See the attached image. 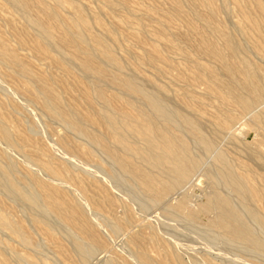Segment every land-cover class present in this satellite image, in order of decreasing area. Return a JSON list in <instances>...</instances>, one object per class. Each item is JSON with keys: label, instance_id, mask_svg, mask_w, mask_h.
<instances>
[{"label": "bare ground", "instance_id": "1", "mask_svg": "<svg viewBox=\"0 0 264 264\" xmlns=\"http://www.w3.org/2000/svg\"><path fill=\"white\" fill-rule=\"evenodd\" d=\"M6 1H8L9 5L11 4L21 11H24L29 21V26L27 27L36 30V33L31 36L32 41L27 40V42L23 39L22 42H19L20 44L17 43L19 44L18 47L21 48L23 45V48H29L32 51L33 57L44 62L48 61L47 65L50 67L54 64L56 67L62 68L64 72H67L63 74V78L60 76V79L56 77L53 78L49 73L45 75V73L41 74L36 72L32 67L33 65L25 62L15 49L9 47L8 39L5 37L0 27V65L10 70V74L8 73L6 76L18 81V83L21 84V88L24 89V92L31 97L33 96L41 104L40 106L44 108L46 113L60 121L65 127L71 129L76 134L86 138L88 142H90L88 143L90 146L91 144L92 146L94 145L93 149L95 146L99 147L98 149H101L112 162L118 166L120 172L137 185L139 187L137 188L142 190L138 191L143 192L145 194L144 196L152 203L159 204L163 200H166L165 197L168 194H172L173 191L177 193L176 189H179L181 185L190 181L196 171L198 172L197 169L202 163V158L197 155L199 153H195L194 148L195 145L201 146L207 154L214 157L215 163L218 166L217 169H219L220 179L236 193L237 199L244 205V209L240 210V207L237 208L228 195L218 192L213 195L215 196L213 198V203H207L197 208L190 207L186 197H182L181 200L176 197L180 201L175 198L178 203L175 206L170 205L172 206V210L174 209L178 213H183L190 221H195L199 213H209L215 209L216 214L210 219L211 226L215 225L220 228L222 233L234 242H239L240 244L242 243L264 252L263 236L256 233L254 226L251 225L252 223L250 222V224L247 220L249 216L253 223L260 225L264 233V212L261 213V211H258L256 206L252 204V202L258 204L261 199H264L263 174L258 173L252 166L246 163H240L239 167L241 170H238V165L236 166L230 162L225 152L219 151V149L216 150L217 148L215 149V140L218 134L225 130H230L233 121H235V113L229 110V106H235L240 111L248 113L253 111L257 103L263 105L262 102L264 101V69L257 66L254 61L247 57L248 55L245 56L242 54L245 49L244 45L223 19V14L227 13L225 0H172L175 16L184 21L189 29V34H185V40L192 45V49L198 52L201 57L208 60V62L203 63L194 59V55L189 54L190 52L184 53V57L186 60L193 63L195 78H204L206 80L207 95L216 98L220 102L222 108L221 113L223 115L221 114L222 117L216 119L211 134H207L204 131V129H206L202 127L204 123L201 124L198 122L199 120H196V117L189 114L192 113L191 111L193 110L187 113L186 111L184 112L183 110L173 107L168 102L169 98H167V94V96L165 95L163 86L157 85L156 83L153 84V87H151L152 85L148 86V80L147 82L146 80L144 81L147 83L146 85L141 82L142 80L139 81V79H141L140 76L138 79L124 72L126 65L124 66L123 62L120 60L121 57L119 58L117 56L118 54L111 46V43L108 44L107 35L105 36V40L102 36L95 35L97 32L95 34L91 33L90 20H93L96 16L90 18V15V17H88L89 14L86 10H90L86 9V6V10L84 7H73L75 13H72L75 16L61 19L58 15V11L56 12L55 8H53V2L62 4L63 6V3L68 2L67 0H52V3L48 0ZM112 1L113 0L110 1V4H113ZM255 1L260 13L259 21L250 18H247V21L251 25L253 32L259 36V41H257L255 45L257 50L264 51V38L261 36L262 33H264V4L260 0ZM32 2L37 3V5H32ZM121 4H124V2ZM59 6L61 5H58V7ZM112 6L113 5H111V7ZM35 7H37L36 10ZM115 8L114 6L113 9ZM40 13L42 16H40ZM98 19L99 18H97V20ZM98 22L107 32H112L104 25L105 23L103 24L102 21L100 22L99 20ZM94 23L96 25V22ZM94 23L92 26L96 27L97 25L95 26ZM233 24L234 26L236 25L234 22ZM27 32L23 35H27ZM111 35H113V32ZM117 35L116 33V36ZM174 37L175 35H173V38ZM28 38L30 39V37ZM113 44L115 46V43ZM184 51L185 50H183V52ZM136 59L135 61H137ZM138 60L142 61V58ZM75 67L79 69L78 71H80L81 74L76 72V69H74ZM138 70L136 69V71ZM152 81L149 82L152 84ZM73 87L77 88L79 91L78 95L72 92ZM106 87L107 89H105ZM108 89L111 90L109 91ZM65 93L69 96L66 97ZM187 97L190 98L188 95ZM178 104L179 103H177V105ZM189 104L188 102V105ZM254 121L264 127V106L262 111L260 110V112L254 114ZM97 127H101V129ZM13 129V126L8 123L3 112L0 111V143L3 146L5 145V147L7 145V147H15V149L19 148L22 150L23 146L28 144L27 137H25L26 135L24 136L23 133V135L20 134L16 137V133ZM72 142L79 153L88 157L93 155V151L90 148H84L74 143V141ZM4 149L0 146V186L2 185L5 187L13 196L15 195V197H17L15 198L16 200L20 199L22 202H25L31 208V211H29V207L24 205L25 203L23 204L26 206V208L24 207L26 211H29L28 213H33V209L39 210L38 213L40 212V214L34 211L35 213H33L32 217L31 215L29 216L32 218L31 223H33L34 228L36 227L42 230L47 240H58L57 235L61 234L53 225L54 223H50L48 220L49 218L47 217V219L44 215L43 212L47 210L53 212L55 215L53 216L55 221L53 217L51 218L54 222H56L57 217L59 221L61 220V222L63 221L70 226L72 231L74 230L75 233L77 232L76 234L68 235L69 237L67 236L68 239L72 241H69V243H72L70 252L73 251L71 253H74L76 256L74 264H89V258L91 259L94 249L106 248L107 242L92 222L90 217L91 214H89L84 203L85 201L83 202L81 198L82 196H70L67 192V195L71 198H69L68 201L62 199L63 194L62 196L58 195V186L55 182L54 184L57 187L55 188L56 191L52 189L53 186L51 187L47 184L50 182L47 181V183H45L44 181L46 180L44 179L43 181V179L38 177L37 173L36 175L32 174L30 177L23 173L27 176V178L24 176L27 181V188L21 187L22 184L19 186L20 183L18 185V181H16L18 177L15 178L19 166H17V162L9 154L8 148L7 150ZM24 152L26 153L25 149ZM30 152L32 153V151H29V153ZM29 153H26L29 159L24 153H22V155L26 157L28 161L32 160V164L36 163V166L38 164L53 173L49 163L41 162L36 156ZM252 154L264 169V152L258 150L252 152ZM73 156L75 157V155ZM249 158L251 160V157ZM259 166L258 169H260ZM63 168L64 167H62V169ZM57 179H59V177ZM53 180L55 181V179ZM60 180L61 182L63 181L61 178ZM51 184L53 185V182ZM77 190L80 189H76V191ZM80 191L81 193H78V195L86 194L85 192L82 193L84 190ZM65 193L66 190L64 194ZM107 194L105 198L112 204L114 200L107 196ZM83 197H85V195H83ZM40 199L44 200V206L40 205ZM95 205V207L98 208L101 206V204L98 203ZM103 206L104 205H102V207ZM50 212H48V214ZM50 215L52 214L50 213ZM130 217L126 216L119 222L117 221L118 224L114 231L127 227L130 223ZM28 218L29 217H27V219ZM55 224L57 225V223ZM210 224L208 225L210 226ZM129 226L131 227V225ZM27 227L28 226H26L22 220L16 219L11 209L6 211L0 204V231L9 232L11 236L22 244V246L24 245L28 249L35 245V238L31 228L28 227L30 228L29 230ZM61 227L66 231L67 228L64 226ZM72 231L68 229L66 233L71 234L69 232ZM64 233H62L63 237L65 236ZM77 234L80 236L79 238ZM151 236L154 240V250L152 251H156L155 253L160 256L163 255V259L160 262H156L161 258H156L157 260H155L153 256L156 254L154 253L155 255L153 256L150 254L151 252L147 247H149L151 243H146L149 244V246L141 243L140 249L137 250L136 260L138 261H136V263L190 264V261L188 262L187 260V262H185L183 260L184 258H181L180 255L183 254L179 255L175 252L176 250L174 251L168 243L161 240L156 233H153ZM58 243L60 245L64 244L62 239H59ZM1 244L4 245V247ZM5 248H10L14 259L24 260L26 264H42L32 256H24L19 253L14 247L4 241L2 237H0V264H14L11 257L9 256V258L5 254L8 253L9 250L6 249L7 252L4 253ZM60 251L63 252L64 249ZM111 257L109 264H132L127 258H119L120 256L118 257L116 255ZM156 257L158 256L156 255ZM191 263L193 264V262ZM15 264H17V262Z\"/></svg>", "mask_w": 264, "mask_h": 264}, {"label": "rangeland", "instance_id": "2", "mask_svg": "<svg viewBox=\"0 0 264 264\" xmlns=\"http://www.w3.org/2000/svg\"><path fill=\"white\" fill-rule=\"evenodd\" d=\"M48 1L50 3L53 2L52 0ZM67 1L68 2L63 3V6L62 4H56L53 2V8H55L56 12L58 11V15L61 19H66L70 16L74 17L75 15L73 13H75V6L84 7V9L86 6V9L90 10L88 11L85 9L89 14L88 17H90V15V18H92V16H96L94 18L96 20L93 19L94 21L92 19L90 20L89 18L91 22V33L95 34L97 32L95 35H99L100 37L102 36L103 38H105L107 35L106 38L108 37V44L111 43V46L118 54L117 56L119 58L121 57L120 60L123 62L124 66L126 65L124 72H127V74L133 75L138 79L140 76L141 79H139V81L142 80L141 82L145 83L146 85L148 80V86L152 85L151 87H153V84L155 83L157 85L163 86V89H165L164 93L165 95L167 94V98H169L168 102L173 107L183 110L184 112L186 111L187 113L193 110L191 111L193 114H189L196 117V120H199L198 122L201 124L204 123L202 125L203 129L206 128L204 131L207 134H211L213 132L216 119L221 118L223 115L221 113L222 108L220 102L216 98L207 95L206 80L204 78H195L194 65L192 62L186 60L184 53L190 52L189 54L194 55V59L203 63H207L208 60H206L204 57H201L198 52L192 49V45L185 40V34H189V29L184 21L175 16L172 0H113V4H110L111 0ZM225 1V5L227 7L226 12L230 13L223 14V19L235 32L236 36L244 45L245 49L242 54L245 56L248 55L247 57L254 61L257 66L264 69V51L257 50L255 46L256 42L259 41V36L253 32L251 25L247 21V18L259 21L260 13L258 11L256 1ZM260 1L264 4V0ZM122 2H124V4H121ZM34 3L35 2H32V5L36 6L37 3ZM58 5L61 6L58 7ZM111 5L113 6L111 7ZM114 6L120 9H113ZM36 9L37 7H35V10ZM25 14L26 13L24 11H21L17 7H14L11 4L9 5L8 1L0 0V27L3 30L5 37L8 39L9 47L15 49L18 55L25 62L33 65L32 67L36 72L41 74L45 73V75L49 73L53 76V78L56 77L60 79V76L63 78V74L67 72H64L62 68L56 67L54 64L52 67H50L47 65L48 61L44 62L40 59L38 60L36 57H33L32 51L29 48H23V45L21 48L18 47L20 44L19 42H22L23 39L26 41H32L31 36L36 33V30H33L31 27H27L29 26V21L27 14ZM40 16H42L41 13ZM97 18H99L98 20L100 22L102 21L103 24L105 23L104 25H106L109 30L113 32L114 36L111 35L112 32H107L103 26H101ZM94 22H96L97 26ZM233 22L236 23L237 26H234ZM93 23L96 27L92 26ZM237 28L239 29V32ZM26 32L29 35H23L26 34ZM115 32L118 34L117 36ZM173 35H175L174 38ZM261 36L264 38V33H262ZM28 37H30V39ZM113 43H115V46ZM183 50L185 51L183 52ZM136 58H142V61H139ZM135 59L137 61H135ZM136 62L139 63L137 64ZM74 69H76L78 74H81L77 67ZM136 69L139 70L136 71ZM9 72L10 70H8L5 66L0 65V111L3 112L8 123L13 126L16 137L23 133L24 136L26 135L25 137H27L28 144L24 145L25 147L23 146V151L19 148H16L18 149L16 150L15 147H7V145L5 147V145L3 146L1 143L0 146L3 149L5 147L6 150L8 148L9 154L17 162V166H19L18 172L16 173L18 175L15 174V178L18 177V180L16 179V181H18V185L20 183L19 186L22 184L21 187L27 188V176L30 177L32 174L36 175L37 173L38 177L43 179V181L44 179L46 180L44 181L45 183H47V181L50 182L47 184H49L51 187L53 186L52 189L55 191V188H57L56 185L58 186L57 192L59 193V196H62L63 194V198L61 197L62 199L68 201L69 198H71V195L76 197L82 196L81 198L83 199V202L85 201V206L87 207L89 214H91L90 217L92 222L101 232L107 242L106 248L94 249L91 259L89 258V264H109V261L112 258L111 256L113 255L118 257L120 256L119 258H127L132 264H138V262L136 263V261H138L136 260V255L137 250L141 247V243L145 244L146 246H149L151 243L147 248L150 250V254L152 256L155 254L158 256H153L155 257V260L161 258L160 260L158 259L159 261H156L160 262L163 259V255L160 256L155 253L156 251H152L154 250V240L151 236L153 233H156L161 240L168 243L170 247H172L174 251L176 250L175 252H177L179 255L183 254L180 255L181 258H184L183 260L185 262H187V260L188 262L190 261V264H192L191 262H193V264H264V252L254 247L247 246L242 243L240 244L239 242H234L224 235L220 228L215 225L211 226L210 219L215 216V209L211 211L212 213H199L197 216L198 219L196 218L195 221H190L183 213H178L174 209L172 210V206H175L178 203L177 200L179 199L177 198H180L181 200L182 197H186L190 207L197 208L207 203H213V198L215 197L213 195L218 192L228 195L233 200L237 208L240 207V210L244 209V205H242V203L237 199L236 193L220 179L219 169H217L218 166L215 163L214 157L210 154H207L201 148V146L195 145L194 148L195 153H199L197 155L202 158V163L197 169L198 172L196 171L195 175L190 179V181L181 185L179 187L180 190L176 189L177 193L173 191L172 194H168L165 197L166 200H163L159 204L152 203L146 196H144L145 194L141 192L142 190L138 189L139 187L137 185H135L127 176L123 175V173L120 172L118 166L115 165L101 149H98L99 147L95 146L93 149L94 145L92 146L91 144L90 146V144H88L90 142H88L86 138L76 134L71 129L65 127L60 121L54 119L52 116L46 113L44 108L40 106L41 104L33 96L31 97L26 92H24V89L21 88V84H19L18 81L6 76ZM145 80L146 82H144ZM149 81H152V84ZM105 89H107V87ZM108 90L110 91L111 89ZM72 92L74 94L76 93L75 95L79 94L77 88L74 87ZM65 95L66 97L69 96L67 93H65ZM187 95L190 96V98L187 97ZM188 102L190 103L189 105ZM177 103L179 104L177 105ZM262 103L263 105L261 103H257L254 106L256 109L254 108L252 112L248 113L240 111L235 106H229V110L235 113V121H233L230 130L228 129V131L225 130L218 134L215 140V149L217 148L216 150L219 149V151L225 152L230 162L236 166L238 165V170H241L239 167L240 163H246L252 166L258 173L263 174L264 177L263 167L252 154V152L258 150L264 152V127L254 121V114L260 112V110H263L264 101ZM97 128L101 129V127ZM72 141L81 147L90 148L93 151V155L88 157L82 153H79L74 147ZM24 149L27 154L29 151H32V153L30 152L29 154L36 156L39 161L49 163L54 175L51 171L44 169L42 166L38 164L36 166L34 161V164L31 163L32 160L28 161L29 158L24 152ZM22 153H24L28 159L24 157ZM73 155H75V157ZM249 157H251V160ZM256 165H260L262 170L260 166V169H258V166ZM62 167L66 168L62 169ZM23 173L27 176H25ZM24 176L26 178H24ZM58 177L59 179H57ZM60 178L63 180L62 182ZM53 179H55V181ZM52 182L53 185L51 184ZM1 187L3 186L1 185L0 188ZM4 188L5 187L0 189L1 206L6 211L11 209L17 220H22L26 226L31 228L35 238V245L27 249V247L24 245L22 246V244L7 231H0V237H2L4 241H6L10 246L14 247L22 255L32 256L42 264H74L76 261V256L74 253H71L73 251L70 252L72 249V243H69L71 240L68 239V235H73L77 232L75 233L74 230L72 231L70 226H68L63 221L61 222V220L59 221L57 217L56 222H54L55 218L53 216L55 215L53 212L47 210L43 212L44 215L46 218H49L47 219L50 221V223H54L53 225L56 227L57 231L61 233V236L59 234L57 235V239H62V242L66 247L64 244L60 245L58 240H47L43 234V231L37 229L36 227L34 228L33 223H31V217L33 213H38L39 210L33 209V213H28L31 211V208L25 202H22V200H16L15 198L17 197H15V195L13 196L12 193L8 192L6 188ZM76 189L84 190L82 193L85 192L86 194L78 195V193L80 194L81 191H76ZM65 190L66 195L64 194ZM67 192L70 196L67 195ZM106 194L114 200L112 204L106 200ZM83 195H85V197H83ZM40 203L41 206H44V200L40 199ZM97 203L101 204L99 208L95 207V204ZM23 204L28 206L29 208H27L30 210L26 211V206ZM252 204L253 206H256L258 211H261V213L264 212V199H261L258 204H254L253 202ZM102 205L104 206L102 207ZM48 212H50L52 215H50V213L48 214ZM38 214H40V212ZM46 214L50 215L51 217L47 216ZM29 215H31V217ZM26 216L29 218L27 219ZM126 216H131L128 226L114 231L118 222ZM52 217L54 218V221L51 219ZM248 217V222L252 223L250 224L254 226L256 233H259L260 236H263L264 240V233L262 232L260 225L253 223L251 218ZM55 223H57V225ZM208 224H210V226ZM129 225H131L132 228ZM61 226L67 228L66 231L63 230V227ZM30 228L28 229L30 230ZM68 229L72 231L69 232L71 234L66 233L68 232ZM62 233H64V237ZM79 237L80 236L78 235V238ZM148 242L149 244H146ZM2 246L4 247V245ZM61 248L64 249L63 252L60 251L63 250ZM6 249L9 250V255L8 253H5L7 252ZM4 253L6 256L11 257L14 264L16 262L17 264H26L24 260L14 259L10 248H5Z\"/></svg>", "mask_w": 264, "mask_h": 264}]
</instances>
